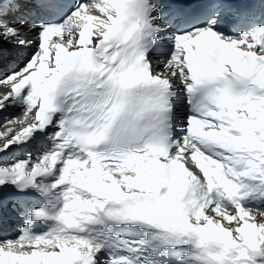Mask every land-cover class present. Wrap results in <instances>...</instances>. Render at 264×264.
<instances>
[{
  "label": "snow or ice",
  "instance_id": "snow-or-ice-1",
  "mask_svg": "<svg viewBox=\"0 0 264 264\" xmlns=\"http://www.w3.org/2000/svg\"><path fill=\"white\" fill-rule=\"evenodd\" d=\"M0 92V264H264V0H0Z\"/></svg>",
  "mask_w": 264,
  "mask_h": 264
},
{
  "label": "bare ground",
  "instance_id": "bare-ground-1",
  "mask_svg": "<svg viewBox=\"0 0 264 264\" xmlns=\"http://www.w3.org/2000/svg\"><path fill=\"white\" fill-rule=\"evenodd\" d=\"M10 55H9V53H7V58L9 57ZM164 57H162L161 58V56H159V57H157V61H156V63L157 62H159L160 60H162ZM14 65H19V63H14ZM184 117H185V115L184 114H178V116H177V121L180 123V124H182L183 123V121H184ZM11 127H15V125H13V126H11ZM3 131H2V129H0V133H2ZM40 145L39 146H37V147H32V149H31V151H32V153L35 155L36 153H38L39 151H41L42 150V147H41V149H40Z\"/></svg>",
  "mask_w": 264,
  "mask_h": 264
}]
</instances>
